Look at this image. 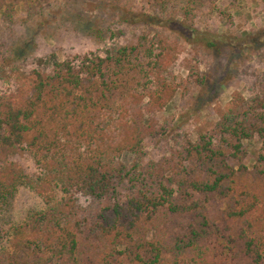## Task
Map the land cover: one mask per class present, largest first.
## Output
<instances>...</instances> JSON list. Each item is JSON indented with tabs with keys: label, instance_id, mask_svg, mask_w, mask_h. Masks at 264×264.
Listing matches in <instances>:
<instances>
[{
	"label": "trees",
	"instance_id": "1",
	"mask_svg": "<svg viewBox=\"0 0 264 264\" xmlns=\"http://www.w3.org/2000/svg\"><path fill=\"white\" fill-rule=\"evenodd\" d=\"M146 2L188 17L200 0ZM192 33L189 45L224 41ZM246 39L263 45L264 27ZM2 49L30 69L0 94V264H264V70L192 140L159 114L207 78L188 58L177 77L185 46L163 29L63 60L0 39ZM254 137L247 165L243 142ZM20 186L44 208L7 237L4 212Z\"/></svg>",
	"mask_w": 264,
	"mask_h": 264
},
{
	"label": "rangeland",
	"instance_id": "2",
	"mask_svg": "<svg viewBox=\"0 0 264 264\" xmlns=\"http://www.w3.org/2000/svg\"><path fill=\"white\" fill-rule=\"evenodd\" d=\"M263 7L262 0H200L192 16L181 17L153 9L146 0H0V39L33 56L53 53L63 60L89 51L101 53L109 44L124 43L141 31L165 30L185 46L174 61L177 77L186 78L188 71L183 62L188 58L194 70L197 68L207 78L202 88L178 90L159 114L167 130L184 132L193 140L197 131L218 118L234 93L248 97L249 86L264 70V44L256 48L243 46L247 35L257 34L264 27ZM192 29L219 34L224 41L207 46L205 35L198 45H189ZM6 56L2 49L0 94L11 91L14 80L30 69V65L16 62V57L13 60ZM243 144L245 162L251 165L260 142L254 137ZM158 146L154 141L145 142L150 156L158 154ZM121 158L128 163L132 155L124 153ZM42 208L40 197L20 186L4 212V235L8 237L10 226L23 222L30 211Z\"/></svg>",
	"mask_w": 264,
	"mask_h": 264
}]
</instances>
